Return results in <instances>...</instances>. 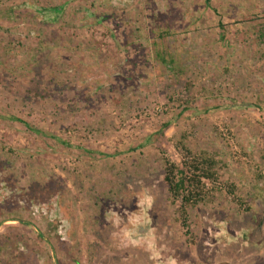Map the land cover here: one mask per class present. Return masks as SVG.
<instances>
[{
  "label": "rangeland",
  "instance_id": "1",
  "mask_svg": "<svg viewBox=\"0 0 264 264\" xmlns=\"http://www.w3.org/2000/svg\"><path fill=\"white\" fill-rule=\"evenodd\" d=\"M261 32L264 0H0V264H264Z\"/></svg>",
  "mask_w": 264,
  "mask_h": 264
},
{
  "label": "trees",
  "instance_id": "2",
  "mask_svg": "<svg viewBox=\"0 0 264 264\" xmlns=\"http://www.w3.org/2000/svg\"><path fill=\"white\" fill-rule=\"evenodd\" d=\"M208 1V0H207ZM60 8H58L59 10ZM57 12V9H52ZM56 14V13H55ZM264 38V33H259ZM0 117H3L0 115ZM10 119L17 120L24 126L39 135H45L43 131L31 126L22 119L9 116ZM166 126V125H165ZM52 140H59L54 135H46ZM67 144V143H66ZM188 151V150H187ZM214 161L211 158H199L195 156L187 161H181L180 165L169 162L165 159L163 180L167 185V190L174 200H179L180 208L184 212L188 206L195 205L205 196L204 180L212 179ZM1 207V202H0ZM182 226H186L184 220Z\"/></svg>",
  "mask_w": 264,
  "mask_h": 264
},
{
  "label": "crops",
  "instance_id": "3",
  "mask_svg": "<svg viewBox=\"0 0 264 264\" xmlns=\"http://www.w3.org/2000/svg\"><path fill=\"white\" fill-rule=\"evenodd\" d=\"M199 264H207V262H205V263H199ZM217 264H219V263H217Z\"/></svg>",
  "mask_w": 264,
  "mask_h": 264
}]
</instances>
